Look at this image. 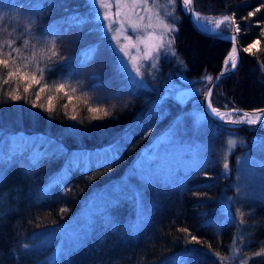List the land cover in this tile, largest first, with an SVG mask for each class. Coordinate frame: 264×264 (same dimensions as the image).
<instances>
[{
    "label": "trees",
    "instance_id": "trees-1",
    "mask_svg": "<svg viewBox=\"0 0 264 264\" xmlns=\"http://www.w3.org/2000/svg\"><path fill=\"white\" fill-rule=\"evenodd\" d=\"M84 3V0H0V14H6L4 27L8 32L15 35L31 18L32 32L24 33L23 38H34L33 41L52 39L50 33L67 29L74 15L90 20L57 39V51L63 59L57 57L51 72L46 74L49 80H56L60 74L73 78L74 84L78 80L82 82L67 109L62 107L63 96L55 101L56 111L51 117L46 111L32 108L30 103L0 99V120L5 121L14 114L23 136L30 142L29 146H13L9 128L3 127L6 130L0 131L3 145L0 196L11 201L0 215V264H39L52 251L55 242L42 244L43 234L74 215L92 193L121 176L147 145L153 130L162 131L182 110L190 107L170 98L149 105L154 92L124 85L110 48L99 40V31L87 29L94 22ZM194 8L202 14H234L241 29L237 34L241 52L238 67L217 82L213 103L223 106L219 102L222 101L241 110L264 108V70L260 67L264 63V38H260L264 0H194ZM256 8L261 10L248 17ZM177 12L178 30L173 47L186 67L185 77L198 82L206 75L214 77L222 69L231 43L198 32L181 10ZM92 36L95 39L87 49L95 45L98 52L80 74L77 52ZM257 38L261 42L253 50L255 55L244 53L242 48ZM21 43L17 41V46ZM162 63L159 79L165 73ZM81 91H87L89 96H82ZM85 100L92 106H101L109 115L92 119ZM42 102L46 106V101ZM73 114L77 115L75 121L69 118ZM209 125L204 138L186 134L184 140L194 143L198 150L193 158L187 155L188 160L183 159L184 167L178 173L167 174L176 166L165 169L167 161L164 158L157 161V170L152 171L145 188L136 229L129 224L133 221V210L125 193L103 191L100 194L104 200L102 216L94 219L90 230L79 231L80 238L66 242L51 264H162L183 250L187 251L188 264H219L212 252L223 255L228 251L236 223L218 210V199L231 182L230 176L223 175L215 151L218 144L215 141L221 139L224 127L212 120ZM212 126L219 132L214 136H210ZM231 130L244 135L247 144L242 150L248 149L264 163V138L251 145V128ZM40 135L44 136L43 140ZM36 142L38 151L32 154L30 149ZM103 146L109 150L98 156L91 155L86 162L79 159L72 163L74 150ZM204 173L212 179H206ZM61 209L67 211L61 212ZM248 218L246 222L252 228L247 251L264 245V202L256 203ZM180 228H187L204 244L189 243L190 238L178 231ZM25 243L29 245L26 250L22 247ZM256 264H264V257L256 258Z\"/></svg>",
    "mask_w": 264,
    "mask_h": 264
},
{
    "label": "rangeland",
    "instance_id": "rangeland-1",
    "mask_svg": "<svg viewBox=\"0 0 264 264\" xmlns=\"http://www.w3.org/2000/svg\"><path fill=\"white\" fill-rule=\"evenodd\" d=\"M84 1L88 12L91 14L92 21L94 22V25L88 27L87 29L91 30L93 28L99 31V35L101 36L99 37V40L104 41L110 48L114 56L115 67L120 74L119 78L122 79L123 84L144 92H154V99L151 98L149 105H152V103H160L165 99L170 98L183 106L190 104V107L182 110L165 129L162 131L160 130L161 132L158 130H153L154 133H151L148 137L149 142L147 145L140 150L130 167L121 176H119L117 179H114L107 186H104L103 188L92 193L89 198L82 202L80 208L74 215L70 216L63 223L52 227L43 234L44 237L41 240L42 244H50L51 241L55 242L52 251L46 257L40 259L38 262L39 264H51L57 258L58 251L62 249L66 242L81 236L79 231L91 229V226L95 221L94 219L102 216L104 213V200L101 199L100 194L108 192V189L109 191L113 190L121 194L122 192L125 193L126 197L128 198L127 200L131 202V207L133 210V221H130L129 224L131 227L136 229L137 217L141 212V207L143 206L142 202L144 200L145 188L150 181L152 171L154 172L157 170V161L164 158L167 161V166L165 169H169L174 165L176 166L173 170L167 171V174L171 172L178 173L180 170H182V167H184L183 159L186 158V160H188L187 155L188 157L193 158L196 151L198 150L194 143H189L187 140H184L186 138V134H192L196 138L200 136L204 138L206 130L210 126L209 120H205V116L202 112V107L200 104L202 96L199 95V93L205 90V84H201L202 81L198 82L189 80L185 77L186 67L184 66L183 62L178 63V59L179 61L182 60L177 53L176 56H173L170 53H165L162 50L160 54H154L152 59L146 60L142 57V52L140 51L144 48V45H138L139 50L131 49V54L137 57V63L140 64L142 70L146 69L147 65L149 64L156 65L155 69L148 68L147 71H145L142 86L139 83L133 82L132 78L128 76L126 71H121L123 62L127 61L129 63V67L131 66L129 58L124 57V60L122 61L120 57L123 54L119 53L118 50L120 44L127 42L125 40V36H133L134 34L126 26L123 30L106 33L103 27L104 22L97 21L94 18L95 9L92 7L90 0ZM149 3L151 4L152 0H149ZM156 4L158 7L155 8L154 11H159L161 17L164 18L166 22L173 24L176 28L178 21L177 10L179 9L182 12L185 11L183 9L182 0H176L174 6L167 4L166 0H156ZM196 12L200 13L203 18L208 19H216L223 16V14H202L197 10ZM166 13H172V15H166ZM114 27L119 29L120 25L117 24ZM209 27L215 28V25L210 24ZM219 30H224V26H221V29ZM175 33L176 31L171 33L169 36H166L165 42H167L168 39L174 37ZM88 39L91 41L85 40L83 48L77 52V56L79 55L80 58L87 55V47L94 41L95 38L92 36ZM41 40L51 39L44 38ZM32 42L35 43L36 41ZM161 61H163V66L165 65V73L159 79ZM90 71L93 73L92 69H90ZM95 75L97 74L95 73ZM61 78L68 79L72 84L75 82L73 78L60 76V74L57 76L56 80H60ZM193 88L196 90L195 93L192 92ZM185 94L188 95L185 96ZM213 97L215 96H212V98ZM219 102H221L223 106L226 105L222 101ZM223 110L224 109L221 108V111ZM13 116L14 114H11L10 118L7 120H0V131L9 128L7 130H10L11 132L9 139L13 146H29L27 143L30 142L27 141L23 136V131L20 129L18 121H15ZM3 127L6 129H3ZM247 128H251V145H254L264 138V125L260 124L258 126ZM212 132L213 135L210 134V136H214V134L219 133L218 129H216L214 126H212ZM220 133L222 134V137L219 141H215V143H218L216 144L217 147L215 148V151L218 153L217 157L221 161V166L223 164V157L227 155L229 172L226 176L231 177V182L227 188H224L223 193L218 199V210L223 215L233 218V216L229 215L227 210L228 199L230 198L232 201L231 212L235 213L236 208H241L243 212L251 214V208L256 203L264 202V163L254 155L250 154L248 149L242 150L247 144L242 133H239L237 130H231L225 127ZM229 136L238 138V141L243 142H238L235 148L226 152V141ZM40 137L43 140L44 136L40 135ZM1 146H3L2 139H0V150ZM38 146L39 143L37 142L32 146V149H30L32 154L38 151ZM236 148L239 150H236ZM107 150H109L108 146L77 149L71 152V156L74 157L71 160L72 163L79 159H83L84 162H86L88 158L92 157L91 155L98 156ZM221 169L223 175H225L223 167ZM136 193H140L141 197H137ZM6 198V196H0V215L2 211L7 209L8 204L11 202L10 199L6 200ZM248 217L247 215L243 217L245 223H240L239 214H236L235 218H233L236 223V229L233 238H236L237 246L242 249V254L239 259L245 258L244 253H247L250 256L252 252L258 251L260 249L259 247L256 248L257 246H255L253 249H250L249 251L246 249L247 243H249L251 240L250 229L252 228L251 225L246 222ZM233 238L229 244L228 251L224 252L223 256H229ZM256 258L249 259L248 264H256ZM239 259L230 260L229 264H239ZM182 261L184 264H188L187 251L183 250L173 254L162 261V264H181Z\"/></svg>",
    "mask_w": 264,
    "mask_h": 264
},
{
    "label": "snow or ice",
    "instance_id": "snow-or-ice-1",
    "mask_svg": "<svg viewBox=\"0 0 264 264\" xmlns=\"http://www.w3.org/2000/svg\"><path fill=\"white\" fill-rule=\"evenodd\" d=\"M90 2L95 9V20L104 22L103 27L106 33L123 30L126 26L134 34L133 36L126 35L125 40L127 42L120 44L118 50L119 53L123 54L120 57L122 61L124 57L129 58L131 66L129 67L127 61L123 62L121 71H126L133 82L139 83L142 86L145 71L148 68L155 69L156 65L149 64L146 69L142 70L140 64L137 63V57L131 54V49H138V45H144V48L140 51L142 52V57L146 60L152 59L154 54L158 55L162 50L165 53L176 56V52L172 47L174 37L168 39L167 42H165V37L178 29L173 24L166 22L161 17L159 11H154L158 7L156 0H152L151 4L149 0H90ZM166 2L174 6L176 0H166ZM182 5L186 12L192 13V19L198 30L203 31L205 34L213 35L216 38H227L232 43L231 50L224 58L223 70L220 74L215 77L206 75L200 78L205 84V90L199 93L203 97L200 104L205 120L215 119L230 125H264V108L244 111L235 107L229 108L227 105L216 106L211 99L214 87L218 86L216 82L224 78L229 72H234L238 67L239 51L237 34L240 33L241 29L236 22L235 15H223L220 18L208 19L203 18L200 13L196 12L193 6L194 0H182ZM260 10V8H256L255 11L249 12L248 17L255 16L256 12ZM5 15L0 14V99L3 102L11 101L17 103L23 101L24 103H30L32 108L46 111L51 117L56 111L55 101L60 96H63L65 103L62 107L67 109L73 103L78 90L81 89L82 82L78 80L75 84H72L68 79L64 78L49 80L46 74L51 72L52 65L56 62L57 57H60L61 60L63 59L57 51V39L63 38L68 31L74 28L78 29L89 23L90 20L78 14L74 15L70 18L67 29L54 34L50 33L53 37L51 40H36L33 43L34 38L25 39L23 38V34H31L34 21L29 18L27 23L22 25V29L16 31L15 35H13L12 32H8V29L4 27ZM166 15H172V13H166ZM117 24L120 25L119 29L114 27ZM210 24H214L215 28L209 27ZM221 26H224L223 32L218 31L221 29ZM229 31L233 34L226 36L225 33ZM3 33H8L7 37H3ZM260 38H264V27L261 28ZM260 38L253 40L251 44L243 47L242 51L249 55H255L253 50L260 44ZM17 41H22L20 46H17ZM97 52V46H90L87 49V56L80 58V74H83V70L90 65ZM178 63H182V61L178 59ZM260 67L264 70V63H261ZM91 78L95 79L94 76ZM192 92L195 93L196 90L193 88ZM80 94L84 97L89 96L87 91H81ZM187 95L185 94V96ZM42 100L46 101V106ZM85 104L87 112L92 114V119H102L109 115V112L101 106H92L89 100H85ZM221 108L224 110L221 111ZM73 112H75V108H73ZM100 113H103V116ZM69 118L75 121L77 120V115L73 114ZM238 142L242 143L243 141H238V138L229 136L226 141L225 151L228 152L235 148ZM2 159L3 155H0V160ZM222 167L226 176L229 172L227 155L223 157ZM204 175L206 179H212L207 173H204ZM136 196L141 197V194L136 193ZM231 204L232 201L229 198L227 205L229 215L235 218V215L239 214L240 223H245L243 217L250 215V213L243 212L241 208H236L235 213H233L231 212ZM66 211L67 209H61V212ZM178 231L190 238L188 240L189 243L204 244V241L193 235L187 228H180ZM22 247L26 250L29 248V245L25 243ZM208 249L210 252L212 251L210 244L208 245ZM191 251L196 252L197 250L193 249ZM212 254L217 258L219 264H229L230 260L239 259L242 249L237 246L236 238H233L229 256H223L219 252H212ZM244 256V259H239V264H248L249 259L264 257V245L258 251L252 252L250 256L247 253H244ZM181 264H184V262L182 261Z\"/></svg>",
    "mask_w": 264,
    "mask_h": 264
},
{
    "label": "water",
    "instance_id": "water-1",
    "mask_svg": "<svg viewBox=\"0 0 264 264\" xmlns=\"http://www.w3.org/2000/svg\"><path fill=\"white\" fill-rule=\"evenodd\" d=\"M183 13H184L186 19H187V20L193 25V27H194L198 32H200V33H202V34H204V35H206V36H210V37L216 38V37L213 36V35H208V34H205L203 31L198 30V27L194 24V22H193L192 19H191V14H192L191 12H186V11H184ZM218 31L223 32L224 30H218ZM231 34H233L231 31L225 33L226 36H227V35H231ZM218 39H220V38H218ZM222 40H227V41H229V42L231 43V41L228 40L227 38H224V39H222ZM237 45H238V41H237ZM231 47H232V43H231ZM238 51H239V61H240V58H241V52H240L239 45H238ZM238 64H239V63H238ZM222 70H223V67H222V69L217 73V75H219L220 72H221ZM230 73H232V72H229L228 74H230ZM217 75H215V76H217ZM215 76H214V77H215ZM217 82H218V81H217ZM217 82H216V83H217ZM202 99H203V97H202ZM244 111H251V110H244ZM202 112H203V110H202ZM203 114H204V112H203ZM212 121L216 122L217 124H219V125H221V126H223V127H227V128L254 127V126H258V125H260V124H257V125H248V124L230 125V124H225V123H223V122L217 121V120H215V119H212Z\"/></svg>",
    "mask_w": 264,
    "mask_h": 264
},
{
    "label": "bare ground",
    "instance_id": "bare-ground-1",
    "mask_svg": "<svg viewBox=\"0 0 264 264\" xmlns=\"http://www.w3.org/2000/svg\"><path fill=\"white\" fill-rule=\"evenodd\" d=\"M191 19H192V14H191ZM192 21H193V19H192ZM194 22V21H193ZM231 50V49H230Z\"/></svg>",
    "mask_w": 264,
    "mask_h": 264
}]
</instances>
